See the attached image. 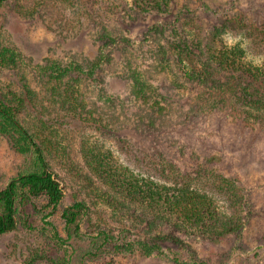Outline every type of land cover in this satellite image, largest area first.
Listing matches in <instances>:
<instances>
[{
	"label": "rangeland",
	"instance_id": "obj_1",
	"mask_svg": "<svg viewBox=\"0 0 264 264\" xmlns=\"http://www.w3.org/2000/svg\"><path fill=\"white\" fill-rule=\"evenodd\" d=\"M120 1L131 6V0H8L0 6V43L16 48L25 62L65 65L72 60L86 67L105 55L94 80L83 77L74 85V94L85 107L83 114L52 105V100L66 97L67 79L43 82L23 64L16 70H0V89L19 93L27 84L35 94L18 119L46 143L43 154L61 184L63 199L54 223L61 229L60 212L74 201L86 202L92 223H112L109 196L113 191L105 179L100 180L92 159L104 167L105 177L128 182L163 179L150 164L156 151L180 170L187 168L193 155L204 154L220 158L218 168L225 175L237 173L253 211L238 242L231 239L214 245L197 239L188 241L189 246L212 264H264V125L229 120L222 126L200 124L179 130L185 103L194 93L177 59L170 56L172 36L152 31L156 21L149 16L137 18L132 7V12H116ZM256 2L264 7V0ZM208 3L214 5L212 9L228 8V0ZM168 18L160 16L157 21L161 24ZM242 33L229 30L224 35L226 44L241 46L247 62L262 65L264 46ZM104 34L113 45L105 42ZM34 161L31 154L14 152L9 139L0 134V189L20 173L34 170ZM45 202L39 197L34 204L41 208ZM216 204L224 208L221 201ZM33 250L47 256L64 254L54 242L19 225L0 236V264H26ZM92 264L171 263L121 255Z\"/></svg>",
	"mask_w": 264,
	"mask_h": 264
},
{
	"label": "trees",
	"instance_id": "obj_2",
	"mask_svg": "<svg viewBox=\"0 0 264 264\" xmlns=\"http://www.w3.org/2000/svg\"><path fill=\"white\" fill-rule=\"evenodd\" d=\"M7 1L0 0V6ZM242 1L228 0V8L221 10L212 9L214 5L208 3L212 0H183V5L180 0H131V6L120 1L121 7L115 8L119 13L132 12V7L137 18L149 16L156 21L152 31L172 36L168 40L170 56L177 59L194 93L185 103L179 130L200 124L222 126L229 120L235 124L253 120L264 125V63L247 62L245 50L227 45L224 36L236 29L264 46V7L256 0ZM160 16L169 18L160 24ZM103 38L114 44L110 36L104 34ZM104 59L103 53L86 67L72 60L65 65L57 61L34 64L25 62L16 48L0 43V70H16L23 64L43 82L67 79L66 97L52 100V105L73 115L85 110L74 94V85L83 77L94 80L95 70ZM27 86L24 84L19 93L0 89V134L9 139L14 152L35 158L34 170L20 173L0 189V236L19 225L54 242L64 254L47 256L33 250L26 264H92L121 255L159 258L171 264H212L210 259L199 257L188 241L200 239L219 245L240 240L253 210L237 173L225 175L218 168L220 158L204 154L193 155L186 169H176L159 151L153 153L150 164L162 180L154 177L119 182L105 177L104 167L91 157L96 172L101 173L100 180L105 179L104 184L113 191L109 196L112 223H92L86 202L74 201L61 210L59 229L54 218L63 191L43 154L46 143L39 141V133L21 126L18 119L35 95ZM154 124L151 121L149 126ZM39 197L46 200L41 208L34 204Z\"/></svg>",
	"mask_w": 264,
	"mask_h": 264
}]
</instances>
